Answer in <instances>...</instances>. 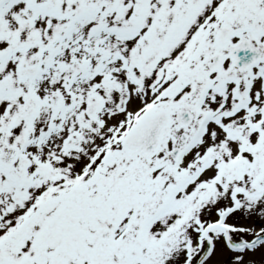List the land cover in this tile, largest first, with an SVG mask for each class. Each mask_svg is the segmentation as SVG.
<instances>
[{
	"label": "snow or ice",
	"instance_id": "obj_1",
	"mask_svg": "<svg viewBox=\"0 0 264 264\" xmlns=\"http://www.w3.org/2000/svg\"><path fill=\"white\" fill-rule=\"evenodd\" d=\"M0 264H264V0H0Z\"/></svg>",
	"mask_w": 264,
	"mask_h": 264
}]
</instances>
